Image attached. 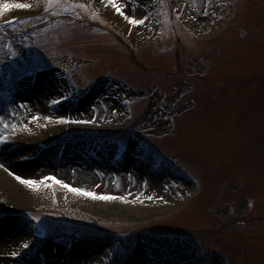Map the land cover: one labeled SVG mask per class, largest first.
Returning a JSON list of instances; mask_svg holds the SVG:
<instances>
[{"label":"rangeland","instance_id":"rangeland-1","mask_svg":"<svg viewBox=\"0 0 264 264\" xmlns=\"http://www.w3.org/2000/svg\"><path fill=\"white\" fill-rule=\"evenodd\" d=\"M20 1L29 5L21 23L0 31L1 78L13 82L19 66L43 73L58 84L59 94L47 99L56 115L82 100L89 102L90 114L102 116L94 126L73 121L43 127L38 148L54 145L51 151L61 155L66 143L82 147L70 165L98 166L92 175L104 178L122 207L137 208L141 215H101L61 198L51 205L39 181L35 187L43 199L11 204L12 221L29 225L33 235L26 217L43 215L49 237L70 240L71 246L94 241L115 253L103 264H133L139 248L153 264H225L223 255L230 264H264V0H236L234 21L222 33L232 0L195 2L186 13L173 0H126L129 15L143 21L129 24L141 31L138 40L132 37L136 31L122 29L117 16L105 15L88 0ZM41 3H48L46 12ZM75 10L89 19L75 24ZM195 11L206 17L205 29L191 25ZM6 44L13 50H4ZM65 70L72 71L80 93L74 86L77 93L70 94ZM30 84L32 79L25 83ZM61 99L67 104L57 112L54 104ZM124 102L131 103L134 120L119 131ZM80 116L79 111L75 117ZM7 132L12 129L0 130ZM120 145L131 153L121 165ZM114 164L120 172L114 173ZM0 204L7 206L2 199ZM50 209L53 214H43ZM8 219H1L0 227Z\"/></svg>","mask_w":264,"mask_h":264},{"label":"bare ground","instance_id":"bare-ground-1","mask_svg":"<svg viewBox=\"0 0 264 264\" xmlns=\"http://www.w3.org/2000/svg\"><path fill=\"white\" fill-rule=\"evenodd\" d=\"M95 1V4L99 5L105 15L117 16L119 25L122 29L128 28L133 17L129 15V8L126 0ZM173 1L186 13L190 4L195 2L201 3V1L204 4L205 0ZM5 3L17 4L22 3V1L0 0L1 6ZM117 8H119L120 11H117ZM25 10H28V8H13L14 13L18 15L25 14ZM190 23L193 27L198 29H205L207 25L206 17L203 14L200 15L197 11L193 13ZM129 27H131L133 32L136 31L135 34H132V37L134 40H138L142 34L139 28L137 27L135 28L136 30H134L132 25ZM39 76L37 82L32 81V84L29 86L25 85L26 80L25 82H9L4 87H1V89L3 88L6 90V94L9 96L10 100H13V106L10 105V101L7 98L0 100V106L3 107L2 109L0 108V128L3 130L12 129V133H7L12 134V140L15 139L9 144H3V138L7 133H0V199L7 203L5 208H7L8 211L15 210L10 207L11 204L31 205L35 201H41V199H43L42 196L39 197L38 189L35 187L37 184L26 185L22 180L31 179L37 182L40 181L41 184H44L46 182V180H44L45 176H55L65 184H71L73 187H79L98 194H110L116 197L115 199L109 200L100 199L98 197L93 198L83 195L82 193L72 192L68 188H65L63 184H56L55 181H50L57 186V188L55 187L56 195L58 198H61L65 205L86 206L89 207L88 210L96 211L101 215H107L108 213H115L121 216L141 215L137 208L125 207L128 209L125 210V208L122 207L123 205H120L123 203L121 197L113 193L107 185L100 183L99 180L95 178V174L92 175V171L94 172V169L98 166L90 164L91 169L87 167V170H81L74 165H70L72 162L78 160V155L81 153L82 147H78L77 144L66 143L62 155L51 151L54 150V145L46 151H42L38 148V143L42 141L41 139L45 138V136L42 137L43 127L46 128L49 126V128L57 129L56 122H60L61 118L65 120L71 119L72 121H90L86 123V125L89 126H94V119H97V121L99 119L101 121L99 117L101 116L100 112L93 111L90 114L88 111V101L80 104L77 109H70L67 107L63 110V113L57 111L58 115H56L57 113H54L53 109H49V102H47V99L52 98L55 94H59V88H56L58 84H55L48 75L44 77H41L43 75ZM5 83L6 81L1 78L0 72V85H4ZM97 94L99 95L98 92L96 95ZM95 96L91 95L90 100H96ZM10 107H12L16 119L10 117ZM79 111L81 116L76 118L75 116ZM5 113L7 115L6 119L4 117ZM47 116H51L52 119L49 120ZM34 117H39V119H34ZM65 123L60 122L61 125ZM109 123L112 125L114 124L113 122ZM132 124L133 121L131 125ZM81 141L84 142L83 139H81L80 142ZM106 155L108 156L109 152H106ZM130 155L131 153H126L124 159L126 156L130 157ZM57 165H64L65 167L58 170L56 168ZM114 165L111 166L112 169L115 170L114 173H117V171L120 172L121 169L118 165ZM17 176L21 177V179L18 180L16 178ZM58 186L62 189H59ZM155 192L156 188L153 186L151 193L155 194ZM63 240V238L57 237L52 239L49 244L39 247L38 243H35V239L30 235L26 224L19 223L16 219L12 221V218H9L0 227V264H103L115 257V253L107 251L108 248L104 249V251L102 248L99 249L94 241L79 242L71 246L70 240H67L66 243H64ZM25 243L29 245L28 248L23 247ZM31 249L35 250L33 258L26 260L24 255L25 253L28 254V250ZM25 250L27 252L23 254ZM3 254L8 255L10 258L2 259L1 256ZM40 255H44L45 258L41 259ZM135 256L136 258L133 264H153L145 253H143L142 248L138 249ZM155 264L160 263L157 262Z\"/></svg>","mask_w":264,"mask_h":264},{"label":"snow or ice","instance_id":"snow-or-ice-1","mask_svg":"<svg viewBox=\"0 0 264 264\" xmlns=\"http://www.w3.org/2000/svg\"><path fill=\"white\" fill-rule=\"evenodd\" d=\"M26 7H29V5L24 4V3H17V4H8V3H5V4H3V9L5 11H7L9 9H12V8L23 9V8H26ZM116 10L117 11H120L119 8H117ZM6 22H8V21L6 20ZM131 23L135 25V24H141V23H143V21L142 20H139V19L133 18L131 20ZM34 119H37L38 120L39 117H34ZM48 119L51 120L52 117L51 116H48ZM60 122L61 123H65V122L71 123L73 121L71 119L65 120L64 118H61L60 119ZM75 122L76 123H88L90 121H79L78 120V121H75ZM16 178L18 180L21 179V177H19V176H17ZM44 180H46V181H55L56 184H63V186L65 188H68L70 191L75 192V193H82L83 195H86V196H89V197H93V198H97L98 197V198L104 199V200H109V199H115L116 198V197H114V196H112L110 194H98L96 192L86 191L85 189H82V188H79V187H73L71 184H65L62 180L57 179L55 176H51V177L45 176L44 177ZM22 182L24 184H26V185H35V184H37V181L36 180H31V179H24V180H22ZM160 198L163 199L162 197H160ZM149 199H151V197H149ZM37 219H39V218L37 217ZM23 247L24 248H28L29 245L27 243H25L23 245Z\"/></svg>","mask_w":264,"mask_h":264}]
</instances>
